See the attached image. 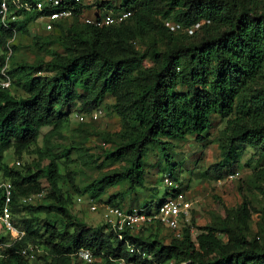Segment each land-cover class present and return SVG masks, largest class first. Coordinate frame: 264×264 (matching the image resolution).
Listing matches in <instances>:
<instances>
[{"label": "trees", "instance_id": "trees-1", "mask_svg": "<svg viewBox=\"0 0 264 264\" xmlns=\"http://www.w3.org/2000/svg\"><path fill=\"white\" fill-rule=\"evenodd\" d=\"M18 1L34 6L31 10H17L20 18L12 21L9 28L0 23L4 44L17 34L28 33L29 23L46 13V6L43 11L36 7L43 0ZM113 1L99 0L97 5L108 11H97L94 17L130 11L131 15L124 21L103 26L86 22L81 27L75 24L66 27L65 20L79 19L85 11L82 2L67 0L73 14L54 23L53 29L60 30L57 37L47 36L43 40L47 44L60 42L65 52L64 55L53 53L49 65L51 74H41V62L14 66L16 47L13 45L9 68L12 87L0 89V175L13 184L12 218L25 234L3 250L5 255L0 258V264H120L122 258L132 264H171L172 261L176 264H264V251L254 248L237 251L224 242L216 227L203 228L194 237L191 225H183L181 237L174 236L170 243L164 244L159 238L148 239L131 229H125L121 239L107 224L92 226L71 215L69 207L79 197L98 200L107 187L126 183V190L111 195L106 201L122 207L127 194L144 186L145 157L150 145L161 146L170 166L168 176L173 178L175 164L168 151L170 142L165 139H184L196 134L203 140L213 114L227 118V126L218 138L221 159L209 166V177L220 180L235 173L238 151L244 145L264 154V85L261 84L264 13L254 11L258 2L252 0V6L244 3L239 6L236 0H169L168 8L162 12L164 17H171L186 29L203 22L202 27L207 30L198 40L184 41L187 39L173 36L161 22L162 33L168 38L167 48L159 50L150 46L149 54L158 60L159 66L150 71V80L135 83L137 62L126 54L130 46L127 40L131 39L134 29L126 23L136 19L139 24L142 18L146 19L154 0H119L118 5ZM10 4L16 5L13 0ZM128 86L135 87L128 107L118 100L105 104L104 108L123 118L130 113L133 130L124 142L107 151L109 159L130 156V165L106 171L80 187L74 172L64 174L61 168L72 162L75 146L70 145L60 155L54 151L51 140L64 137L74 112L102 109L108 96L118 97ZM44 127L50 130L40 145ZM31 147H36L38 156L33 166L21 170L6 164L8 150L13 149L21 156ZM45 159L47 163L43 165ZM64 182L69 183L73 192L62 188ZM171 190L170 196L181 195L177 186ZM41 191L45 193L42 200L22 202L23 197ZM167 198L163 197L157 205ZM4 201L5 191L0 187V214ZM150 205L148 202L145 208L149 210ZM241 211L246 214L247 207L244 205ZM14 213L22 218L14 220ZM43 213L59 215L61 226L50 221L39 226L28 220ZM9 239L10 234L0 233V242ZM29 245L42 251L35 260L22 253ZM130 245L134 246V252H130ZM82 249L90 250L95 260L88 263L80 259L77 253Z\"/></svg>", "mask_w": 264, "mask_h": 264}, {"label": "rangeland", "instance_id": "rangeland-1", "mask_svg": "<svg viewBox=\"0 0 264 264\" xmlns=\"http://www.w3.org/2000/svg\"><path fill=\"white\" fill-rule=\"evenodd\" d=\"M99 0H81L85 7L84 14L79 19L68 18L63 22L66 27L75 24L81 27L88 22L87 18H94L96 12H106L97 5ZM169 0H154L153 9L150 10L146 19L142 18L138 24L136 19H130L126 25L134 29L130 33V46L126 54L133 57L137 62V70L134 74V81L144 82L150 80V71L159 66L157 59L149 53L150 46L159 50L167 48L168 38L162 33V26L169 28L173 36H179L184 41L198 40L207 30L202 27L203 22L186 29L176 23L171 17H164L162 12L168 8ZM258 5L254 7L257 14L264 13V0H256ZM239 6L244 3L252 6V0H236ZM119 0L113 4L118 5ZM212 27V25H209ZM174 28V29H173ZM60 33L58 28L47 30L43 16L36 17L29 23L28 33L17 34L13 38L14 66L22 63L41 62V74H51L50 63L53 60V53L64 55L65 52L60 42L45 43L47 36L57 37ZM37 36L42 40L36 39ZM184 36V37H183ZM129 45V44H128ZM264 85V77L261 80ZM125 90V91H124ZM118 97L108 96L103 104V114L98 120L91 119L80 121L77 117L79 112L71 116V124L64 130V137H54L51 140L56 153L63 155L70 145L75 146L71 157L72 162L66 166L61 165L62 172H74L75 182L84 187L100 177L106 171L124 168L130 165V156L126 159H109L107 151L113 150L127 138L128 132L132 131V120L130 113L125 118L112 110L104 108L105 104H113L120 100L124 106H129L135 87L128 86ZM15 91V90H13ZM79 107V106H78ZM227 126V118L218 114L211 116V126L203 133V140L197 135H189L184 139H165L170 142L168 147L171 160L175 164L174 177L171 180L181 190L179 196L188 213H186L184 226L191 225L193 236L196 237L203 228H219V234L237 251L255 250L264 251V154H259L248 145H244L238 151V164L235 173H230L223 179L215 180L209 177L207 170L209 166L221 159V150L218 138L223 129ZM137 129V127H136ZM50 127L42 129L39 144H43V137ZM38 160L36 147H31L21 156L15 154L13 149L6 152L5 162L10 167L26 170L33 166ZM17 161L21 162L18 167ZM45 159L42 164H46ZM170 166L158 144L150 145L145 157V183L136 192L126 195L125 202L121 205L125 209L145 208L151 202L149 209L155 210L157 203L165 196H170L171 188L166 184ZM3 177L0 175V181ZM44 184L47 182L43 179ZM64 190L73 192L69 183H61ZM128 184L109 186L101 194L100 199L92 200L83 198L76 200L70 205L71 215L75 219H81L92 226L106 224L104 208L106 201L111 195L126 190ZM175 187V186H174ZM169 194L166 195V193ZM97 205V210H92L91 205ZM247 207V213L241 211L243 206ZM14 220H19L22 215L13 214ZM33 224L39 226L45 222H55L61 226V217L54 213L38 214L35 217H28ZM182 225V226H183ZM182 228V227H181ZM181 231V230H180ZM0 233L7 232L0 226ZM134 234H143L145 238H159L164 244L170 243L176 236L177 231H171L166 225L153 222L148 228L136 229ZM40 251L38 254H41ZM39 263V260L37 261ZM171 264H176L171 262Z\"/></svg>", "mask_w": 264, "mask_h": 264}, {"label": "built area", "instance_id": "built-area-1", "mask_svg": "<svg viewBox=\"0 0 264 264\" xmlns=\"http://www.w3.org/2000/svg\"><path fill=\"white\" fill-rule=\"evenodd\" d=\"M81 2V0H76ZM16 4L12 7L10 0H0V23L1 25L9 28L12 21L20 18V14L17 10L24 8L31 10L34 5L28 2H19L18 0H13ZM67 0H43L36 3L37 9L40 11L45 10L44 6L47 7L46 13L43 14L45 19V28L47 30H52L54 28V23L61 18L70 17L73 14V10L68 7ZM131 15L130 11L120 12L116 15L107 14L100 17L87 18L89 23H94L98 26L109 25L116 22H122ZM13 55V39L7 40L4 44L2 43V35L0 31V89H10L12 87V76L9 73L10 61ZM103 114L102 109H96L90 113H79L77 117L80 121L91 119L96 121ZM17 165H21L20 161H17ZM166 184L168 187L176 186L169 176L165 177ZM0 187L4 188L5 191V201L0 214V225L5 229V231L10 234V239L8 241L0 242V258L5 254L3 250L6 247L12 245L15 239H21L25 234L24 231L17 228L13 222L12 212H11V202L13 194V184L10 181H4L0 183ZM45 193L43 191L38 193H33L22 198L23 203H33L42 200ZM180 197L169 196L165 201L157 205L155 210L146 208H134L125 209L120 206H113L111 204H105L104 208V218L108 228L113 229L119 236L123 239V231L125 229H131L133 232L136 229H140L143 226L149 225L153 222H158L161 225H166L169 230L177 231L176 236L181 237V227L184 224L187 210L185 209L183 202ZM78 201H82L79 197ZM92 210H97V205H91ZM130 252H134V246H129ZM41 250L34 245H29L22 250V253L27 255L30 259L35 260L37 253ZM80 259L85 262H93L95 257L92 252L88 249H82L78 253ZM120 264H132L128 260L122 258L119 260ZM161 264V263H156Z\"/></svg>", "mask_w": 264, "mask_h": 264}, {"label": "clouds", "instance_id": "clouds-1", "mask_svg": "<svg viewBox=\"0 0 264 264\" xmlns=\"http://www.w3.org/2000/svg\"><path fill=\"white\" fill-rule=\"evenodd\" d=\"M4 181H10V180H8V179H3V180L0 181V183H1V182H4ZM10 182H11V181H10ZM11 183H12V182H11ZM0 226H1V225H0ZM1 227H2V226H1ZM2 228H3V227H2ZM3 229H4V228H3Z\"/></svg>", "mask_w": 264, "mask_h": 264}]
</instances>
